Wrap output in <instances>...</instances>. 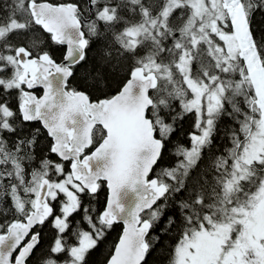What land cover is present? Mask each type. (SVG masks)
<instances>
[{
    "label": "snow or ice",
    "instance_id": "snow-or-ice-1",
    "mask_svg": "<svg viewBox=\"0 0 264 264\" xmlns=\"http://www.w3.org/2000/svg\"><path fill=\"white\" fill-rule=\"evenodd\" d=\"M0 264H264V0H0Z\"/></svg>",
    "mask_w": 264,
    "mask_h": 264
},
{
    "label": "flooded vegetation",
    "instance_id": "flooded-vegetation-1",
    "mask_svg": "<svg viewBox=\"0 0 264 264\" xmlns=\"http://www.w3.org/2000/svg\"><path fill=\"white\" fill-rule=\"evenodd\" d=\"M38 91H40V90H38ZM41 94H42V92H41ZM121 230H122V226H121V229L120 230H117V231H114V232L111 233L110 238L108 240L107 247H111L112 244L117 241L118 236L120 235V231Z\"/></svg>",
    "mask_w": 264,
    "mask_h": 264
},
{
    "label": "trees",
    "instance_id": "trees-1",
    "mask_svg": "<svg viewBox=\"0 0 264 264\" xmlns=\"http://www.w3.org/2000/svg\"><path fill=\"white\" fill-rule=\"evenodd\" d=\"M57 55L59 56L60 55V53H57ZM115 87V85H113V88ZM185 128L187 129V130H191V121H188L186 124H185Z\"/></svg>",
    "mask_w": 264,
    "mask_h": 264
}]
</instances>
